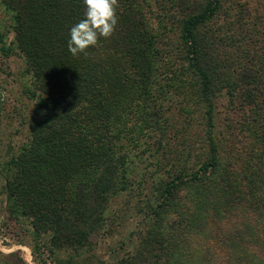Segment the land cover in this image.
I'll return each instance as SVG.
<instances>
[{
	"label": "trees",
	"instance_id": "16d2710c",
	"mask_svg": "<svg viewBox=\"0 0 264 264\" xmlns=\"http://www.w3.org/2000/svg\"><path fill=\"white\" fill-rule=\"evenodd\" d=\"M205 1L178 22L174 45L164 42L168 13L155 28L147 0H119L115 33L74 56L68 41L84 0H2L36 100L30 136L3 171L5 193L11 216L28 220L37 240L93 246L112 201L151 183L139 246L114 264H264V48L247 14L227 12L219 29L212 23L225 0ZM216 89L251 108L242 140L216 127ZM146 155L157 160V180L133 176Z\"/></svg>",
	"mask_w": 264,
	"mask_h": 264
},
{
	"label": "rangeland",
	"instance_id": "374dc122",
	"mask_svg": "<svg viewBox=\"0 0 264 264\" xmlns=\"http://www.w3.org/2000/svg\"><path fill=\"white\" fill-rule=\"evenodd\" d=\"M147 1V16L155 28L159 27L161 12L168 13L164 20L168 26L163 35L164 42L174 45L180 44L181 28L178 22L188 13V9L194 11L206 3L205 0H183L184 6L178 7L175 3L170 4L169 0ZM233 10L243 17L247 14L248 19L243 18L244 22L249 23L246 27L250 33H258V45L264 48V0H225L223 11L212 26L223 28V24L227 22H224L227 12ZM208 26L203 28L204 32L209 30ZM29 88H33V78L27 71L24 56L17 48L11 12L0 0V264H58L60 261L65 264H114L135 252L139 246L138 237L141 230L145 229L144 215L140 211L145 208L147 197L155 192L151 183L146 189L137 185L116 197L109 207L106 231L95 238L93 246L80 251L54 248L50 234L42 235L37 240L30 222L11 216L9 212L3 171L30 136L36 100L29 94ZM191 92L193 88L189 89V93ZM214 96L216 127L222 132L231 130L235 140H242L239 125L254 122L249 118L251 108L232 105L228 96L219 92V89H216ZM191 102L187 104L194 106ZM205 111L206 106L200 105L194 113L196 132H193L192 139L200 140L197 146H201L204 141ZM200 152L198 147L193 155L198 156ZM201 160H205V157H201ZM137 161L133 175L135 179H141L144 174L149 179V176L156 177L154 180L158 179L156 159L146 155L142 161ZM9 174L12 175L13 172Z\"/></svg>",
	"mask_w": 264,
	"mask_h": 264
},
{
	"label": "clouds",
	"instance_id": "9594fccd",
	"mask_svg": "<svg viewBox=\"0 0 264 264\" xmlns=\"http://www.w3.org/2000/svg\"><path fill=\"white\" fill-rule=\"evenodd\" d=\"M84 4V18L70 30L68 49L74 56L96 46L100 38H110L119 19V0H84Z\"/></svg>",
	"mask_w": 264,
	"mask_h": 264
}]
</instances>
